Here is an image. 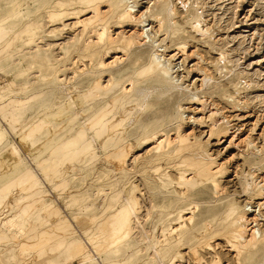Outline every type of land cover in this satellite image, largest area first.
Segmentation results:
<instances>
[{
  "label": "rangeland",
  "instance_id": "rangeland-1",
  "mask_svg": "<svg viewBox=\"0 0 264 264\" xmlns=\"http://www.w3.org/2000/svg\"><path fill=\"white\" fill-rule=\"evenodd\" d=\"M167 1L174 10V32L166 37L164 30L153 35L163 4L124 0L118 11L127 6L143 15L149 39L123 52L121 33L141 31V24H111L115 40L96 45L94 25L84 29L78 23L91 20L92 14L79 12L74 0H0V218H17L14 228L0 226V264H160L150 258L164 251L174 237L171 230L181 222L171 208L178 202L180 187H160L164 175L177 178L178 172L171 170L176 156L156 159L157 144L141 138L156 130L173 139L178 112L187 143L200 145L209 156L199 161L204 180L190 162L184 164L185 176L195 184L184 204L197 208L181 215L188 229L186 219L193 212L194 229L200 230L194 243L201 245V262L210 264L218 256L220 264H236L234 252L222 240L210 242L207 250L208 241L201 238L205 223L214 214L219 219L224 205L232 202L244 209L248 220L256 217L257 228L264 230V211L256 197L260 189L264 197V0ZM101 10L107 12L104 6ZM52 13L61 16L50 18ZM193 19L207 29L205 36L192 29ZM180 42L187 44L186 55L171 59ZM153 45L160 47V68L183 86L181 92L154 83ZM201 75L210 80L204 89ZM129 79L137 90H148L145 105L140 111V94L131 92L135 110L112 134L97 136L98 112L108 106L107 119L119 113L114 100L129 91ZM216 120L232 128L229 136L210 137ZM11 147L14 154L9 153ZM87 148L90 155L78 154ZM217 166L222 174L205 172ZM213 183L228 195L214 196ZM127 201L132 211L121 213ZM122 220H127L124 234L112 239ZM107 221L109 228L102 235ZM123 236L124 248L113 252L106 243ZM94 237L100 239L92 242ZM72 241L84 255L69 256ZM190 246L180 248L173 263H163L194 264ZM263 247L258 246L245 264H258Z\"/></svg>",
  "mask_w": 264,
  "mask_h": 264
},
{
  "label": "bare ground",
  "instance_id": "bare-ground-1",
  "mask_svg": "<svg viewBox=\"0 0 264 264\" xmlns=\"http://www.w3.org/2000/svg\"><path fill=\"white\" fill-rule=\"evenodd\" d=\"M74 1L80 5L79 6V8H80L79 12H88V13L92 14L93 18L91 20H88V21H85V22L81 21V22H78V23H80L81 26L84 29H86L88 26H93L94 25L92 27V30H94L93 31L94 32V36H95L94 40H95L96 45H99V44L106 45V44H108V42L111 43V42H113V40H115V39L112 38L111 31H110V29L112 28L111 24L113 25L115 23H117V24L125 23V24H130V25L131 24H134V25H136V24L140 25L141 24V31L138 30V29H135L134 32L132 34H130V35H125V34H123V32L121 33L122 34L121 37H120V40H121V43H120L121 46L120 47L121 48H119V49H121V51H123V52H124V50H126V52L129 51L133 47L139 46L142 43H145V39H149V37L146 35L147 33L144 31L145 26L142 25L145 22V21L141 20L143 18V15L137 16L136 14H134L132 9L128 8L127 6L124 9H122L121 11H118V9L123 6L124 0H74ZM156 1H158L157 2L158 4H163L164 5V9L162 11V16L161 17L160 16L155 17L156 22H158V29H157V31H153V35H156V34H158V33H160L161 31L164 30L165 31L164 36L166 35V37H167L170 32H174V28H173V24L174 23H173V21L171 19L172 16L174 15V10H173V8H172V6H171L169 1H167V0H156ZM187 5H188V3H187ZM102 6H104V8H107V12H105V13L102 12V10H101ZM185 6L183 5V8ZM184 10H186V9H184ZM199 12H200V10H199ZM58 15L59 14L52 13L50 15V18H55ZM59 16H61V15H59ZM192 17L193 16L191 15V18ZM201 19H203V18H201ZM109 20L112 21V22H109ZM201 24L202 23H200L199 20L193 19L192 29L196 32V34L198 33V35L200 34L201 36H205L206 35L205 33H207V29L205 30L201 26ZM149 25H150V23H149ZM147 32H148V30H147ZM183 35H185V34H183ZM115 36H116V34H115ZM90 42H91V40H90ZM153 43H155V41H153ZM165 43H167V42H165ZM157 48H160V47L158 45H155V46L153 45L152 55H151L152 56V59H151V74L152 75H151V77L154 78L153 79L154 83L159 84L166 91L178 90L179 92H181L182 89H183V86L180 85V84L174 83L173 81L168 79L166 77L167 70L165 68L163 69L162 67L160 68L161 65L157 61V59L158 60L161 59L162 55L158 53ZM186 48H187V44L184 43V42H180L178 44L177 48H176L177 54H176V52H175L174 55L172 54L171 59H174L178 55V53H182V55H184L185 54L184 52L186 51ZM159 52H161V51L159 50ZM116 55H117V53H116ZM188 55H190V53ZM185 58H186V56H185ZM220 58H221V56H220ZM120 59H122V58L120 57ZM220 62L223 63L222 61H220ZM89 63H90V61H89ZM113 63H116V61L113 62ZM100 64H101V68L105 67L103 61ZM84 67H85V65H84ZM168 68H170V67H168ZM208 80H209L208 77L202 76V79H201L202 86L203 85L205 86V84H206V82ZM128 82H129L128 87H130L129 91L127 93L125 92L123 95H121L119 97L117 96L115 98V100H114V106L119 108V110H120L119 113L117 115L107 119V116L108 115L110 116V114H111V110L109 109L108 106L105 109H103L100 112H98V114H97L98 116H96V118H98L97 125H100V127H99L98 130L96 129V131H97L96 135L97 136H101V138H103V136L105 134H109V135L112 134L113 131L117 127L120 126V124H122L124 121L127 120V118L131 115L132 111L135 110V107L137 106V104L134 101L131 100V95L130 94H131V92L136 91L137 89L134 87V83L130 79L128 80ZM243 84H244V82H243ZM204 86H203V89H204ZM124 88H125V86H124ZM147 91H148L147 89H138L137 90V92L140 94V97L142 99L141 105L137 106V108L139 110L142 109L143 106L146 103V99H147V96H148L147 95L148 94ZM92 92H94V91L92 90ZM194 99H197V98L195 97ZM201 99H202V97H201ZM203 100H205V99H203ZM200 105H201V103H200ZM201 107H203V106L201 105ZM234 108H235V106H234ZM200 110H201V108H200ZM235 110H237V109H235ZM197 111H199V110H197ZM215 112H218V111L215 110ZM66 113L68 114V112H66ZM212 115L216 116L215 113H212L211 117H213ZM220 116L222 117V115H220ZM174 121H175V124H176V127H175V131L176 132L173 135L174 136L173 139L169 138V137H165L164 135H159L158 131H156V130L151 131L148 135H146V136L141 138L142 141L143 140H149V141H151V142L153 141V142H155L157 144V154L155 155L156 159H170L172 157V154H174V156H176L175 159L171 163L172 164L171 170L172 171L175 170L176 172H178V174H177L178 176H176L177 178L174 179V180H171V179L168 178V176L164 175V178L162 180H160V185H161L160 187L163 188V189H167V188H169L170 186H173V185H176V186L180 187L178 193L175 195L178 198L177 199L178 202H176V204H174L171 208L175 210V212L177 214V220H179V221L181 220L182 223L180 222L177 225V228H175V229L173 228V230H171V233L174 234V237L167 244V247L164 249V251L163 252H153L150 260L154 261V262L158 260L160 262V264H164L163 262L166 259L169 263H173L175 258H176V256L180 253L179 252L180 248H182L184 246L191 245L189 247L191 261L194 264H207V263H202L201 262L202 260L199 259L198 250L201 247L200 243H198V242L194 243V241L196 239H198L197 233L200 232V230L199 229H194L195 225L193 223V216H192L193 212H192V215L188 219H186V222L190 225V227L188 229L184 225L185 218L183 219V215H181V214H185V215L186 214H190L191 210L194 211L197 208L196 206H193L192 208H190V206L193 205L191 203L190 204H184V201H186L188 199L187 192L189 191V189L192 188L193 185H195L192 182L191 178L189 179L187 176H185L186 171L184 170V164L187 163V162H190V166L192 165L194 167V169L198 170L196 175L199 178V180H204L203 179L204 178V175H203L204 169L201 167V162H199V161H202L204 158H209V156H208V154L205 151H203V148L200 145H196L194 143H187L188 142V135L184 133V127L182 125V121H183L182 113L178 112L176 117L174 118ZM224 123L227 124V122H224ZM230 129L232 130V128H230L229 126L228 127H224V125H221V124L217 123V120H216L215 123L213 122V124L209 128V135H210V137L216 136L218 138H225L228 135V132H229ZM237 130H238V128H237ZM1 136H2V134L0 133V141H1ZM230 136H231V134H230ZM259 136H260V134H259ZM170 137H171V135H170ZM233 138H231V139H233ZM241 140H242V138H241ZM228 145H229V143H228ZM235 145L237 147L236 143H235ZM243 146H245V145L243 144ZM84 147H85V145H84ZM165 149H167V151H164ZM241 149H242V147H241ZM241 149L239 151H241ZM81 151L78 152V154H83V156L84 155L87 156L88 154L90 155V153H92V151L89 148L83 150L82 152ZM14 152H15V148L11 147L9 149V153L10 154H14ZM208 153H210V152H208ZM253 153H254V150H253ZM186 156H190V158H186L185 159L184 157H186ZM130 170H131V168H130ZM223 171H224L223 168L220 167V166L219 167L218 166L217 167H208L207 170H205V172L207 174L210 173V174H213L214 176L222 174ZM192 174H193V172H191V175ZM247 190L248 189H246V191ZM262 190L260 189V191L258 192L256 197H258L257 200H260L259 203L257 204L258 207L262 208V210L264 211V197H263V193L261 192ZM213 193H214V196H216V197H218L220 195L221 196H227L228 195V193H225V191L223 189H221L215 183H213ZM2 198L3 197L0 195V205L2 203ZM145 210H146V208H145ZM221 210H223V212H222L223 214L219 215V219H216L217 214H214L212 216L210 222L209 223H205V226H204L205 230L204 229L202 230L203 236L201 238H203V239L208 241V244H206V246L208 248L207 250H211L210 242L221 241L222 240L225 243L224 246L226 245V247H228L230 249L229 250L230 252H234V255L236 256V264H245L247 260L251 262L252 259H253V255L257 251V247L260 246V245L261 246L264 245V230H260L259 231V228H257L259 219L257 220L256 217L252 216L253 218L251 220H248L247 213L244 211V209H242V210L236 209L232 202L224 205L223 209H221ZM123 211H125L127 214L132 211V204H131L130 201H127V203L125 204V206H124L123 210L121 211V213ZM164 211H165V214H170L169 209H165ZM0 214L2 215L3 213L0 212ZM182 219H183V221H182ZM134 221H135V225H137L138 224V219L135 218ZM252 224H254V226H252ZM0 226H4V227H6L8 229L14 228V227L17 226V218H11L9 216H6L4 218H0ZM125 226H127V220H122L121 221V225L118 228L115 229L117 232L114 235V238H112V239H117L122 234H124L123 228ZM138 227L136 228V230L138 229ZM108 228H109V224H108V221H107V222H105L102 225V228H101L102 235L106 232V230ZM204 232H205V234H204ZM146 233H147V231H146ZM98 238L100 239V237H98ZM98 238H96V237L92 238V242L97 241L96 239H98ZM123 238H124V236L122 238H120L121 239L120 241H116L115 240L114 242H112V239H111V241L109 240V242L106 243V244H110V246L113 247V249H115L113 252H119L122 248H124L123 242H122ZM79 246L76 245L75 241H72L71 244H70V247H69V256L70 255L71 256H74V255L82 256V255H84L85 252H81L80 253V251L78 249ZM215 246L217 247L218 244L215 243ZM94 248H97V246H95ZM226 252H227V250H226ZM213 254L214 253H212V255ZM90 259H91L90 257L87 258V260H90ZM78 264H80V263L78 262ZM210 264H220V258L218 256H214L213 261ZM250 264H252V263H250ZM258 264H264V247H263V250L261 252V257H260V259L258 261Z\"/></svg>",
  "mask_w": 264,
  "mask_h": 264
}]
</instances>
